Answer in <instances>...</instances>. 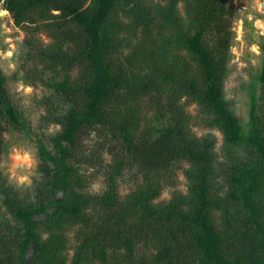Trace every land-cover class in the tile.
Segmentation results:
<instances>
[{
  "label": "trees",
  "instance_id": "16d2710c",
  "mask_svg": "<svg viewBox=\"0 0 264 264\" xmlns=\"http://www.w3.org/2000/svg\"><path fill=\"white\" fill-rule=\"evenodd\" d=\"M4 7L58 128L35 137L32 184L0 168V264H264V41L243 127L223 90L235 0ZM196 125L221 132V152ZM28 128L0 69V159L4 133Z\"/></svg>",
  "mask_w": 264,
  "mask_h": 264
},
{
  "label": "rangeland",
  "instance_id": "374dc122",
  "mask_svg": "<svg viewBox=\"0 0 264 264\" xmlns=\"http://www.w3.org/2000/svg\"><path fill=\"white\" fill-rule=\"evenodd\" d=\"M5 4V3H4ZM0 8V69L6 77V87L13 102L20 110L24 130H8L4 133V150L0 168L8 183L21 189L39 178L38 155L35 137L54 132L58 124L42 117L45 113L44 98L50 89L39 84L26 73L29 66L28 50L23 43L24 31L15 26L10 13ZM236 14L232 24L233 39L227 71L224 79V97L237 115L243 127L248 120L249 106L260 90L259 73L262 64L264 41V0H235ZM47 40L44 33H38ZM190 110H194L193 106ZM197 134L212 132L216 136V148L221 152V132L200 125L193 126ZM23 178V182L22 181ZM129 182H120L121 193L127 191ZM100 176L87 185L92 192L102 190ZM176 186L187 189V179L182 169L176 170ZM170 185L165 186L158 199H167ZM71 252V251H70Z\"/></svg>",
  "mask_w": 264,
  "mask_h": 264
},
{
  "label": "built area",
  "instance_id": "2783aa9c",
  "mask_svg": "<svg viewBox=\"0 0 264 264\" xmlns=\"http://www.w3.org/2000/svg\"><path fill=\"white\" fill-rule=\"evenodd\" d=\"M6 0H0V8L3 6Z\"/></svg>",
  "mask_w": 264,
  "mask_h": 264
},
{
  "label": "clouds",
  "instance_id": "9594fccd",
  "mask_svg": "<svg viewBox=\"0 0 264 264\" xmlns=\"http://www.w3.org/2000/svg\"><path fill=\"white\" fill-rule=\"evenodd\" d=\"M21 182H23V178H22V181Z\"/></svg>",
  "mask_w": 264,
  "mask_h": 264
}]
</instances>
